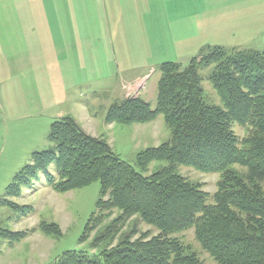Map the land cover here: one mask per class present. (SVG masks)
Wrapping results in <instances>:
<instances>
[{"label":"trees","instance_id":"obj_1","mask_svg":"<svg viewBox=\"0 0 264 264\" xmlns=\"http://www.w3.org/2000/svg\"><path fill=\"white\" fill-rule=\"evenodd\" d=\"M211 66L221 106L207 102L202 86L200 71ZM158 70L155 108L140 96L116 100L104 119L107 125L150 124L163 116L171 139L141 152L139 170L106 139L65 116L52 124L49 139L55 146L35 153L8 187L2 204L29 215L32 207L9 198L20 197L40 173L59 193L100 182L101 213L91 217L80 239L83 243L98 230L90 250L67 251L51 264H204L177 236L189 229L217 264H264V52L206 46L187 66L167 61ZM238 125L246 130L244 137L235 132ZM155 161L168 165L150 172ZM52 164L57 176L48 171ZM182 166L218 174L217 191L206 192L182 174ZM141 222L159 233H141ZM37 230L62 236L57 224L42 222ZM31 232L0 230V238L13 244Z\"/></svg>","mask_w":264,"mask_h":264},{"label":"rangeland","instance_id":"obj_2","mask_svg":"<svg viewBox=\"0 0 264 264\" xmlns=\"http://www.w3.org/2000/svg\"><path fill=\"white\" fill-rule=\"evenodd\" d=\"M133 1L139 8L134 9L127 4L120 17H123L122 24L132 38L128 47L135 50V56L140 54L139 59L134 61H128L124 57L126 54L121 53L123 45H118L123 40L118 30L121 23H115L117 26L113 23L112 30H107L106 23H90L92 29L87 23H77V26L70 22L48 23L47 29L41 28V61H33L34 67L26 60L13 59L16 55H22L19 50L21 44H15V49L10 50L11 45L0 43V230L34 231L26 239L13 244L0 238V264H51L67 251L90 250L89 245L98 232L94 231L80 243L91 217L101 213L97 207L101 188L98 181L59 193L47 184L45 174L40 173L30 186L23 187L20 197L9 198L20 206L32 207L33 211L29 215L2 204L8 187L33 162L34 154L55 146L49 135L59 114L75 118L79 111L78 100L87 103L95 115L91 133L96 135L87 133L106 139L122 160L139 170L138 155L148 148L168 142L171 129L165 124L162 115L150 124L107 125L104 117L109 105L116 100L135 98L141 93V97L155 108L160 79L158 65L174 61L187 66L199 54L203 43L245 45L238 48L264 52V0H253L255 9L250 23H215L218 27L213 34L208 32V27V31L199 38L193 35V41L188 46L190 48L182 52L179 51L185 45L179 43L178 32L185 29L180 28L181 23H163L179 19L180 13L162 15L152 11L154 5L151 0ZM13 7L20 6L16 3L14 6L0 5V40L5 41L11 31L19 29L16 23L25 24L26 17L22 18L25 13ZM32 14L41 20L40 12ZM6 22L9 23L8 27ZM29 23H32L31 17ZM220 27H230V34L222 32ZM22 35L27 39V47L28 37L36 36L23 31ZM182 38L188 42V35H182ZM85 52L88 53L87 58ZM64 56L69 58L66 60ZM214 69L215 66L201 69L202 86L207 102L221 106L210 81ZM235 132L240 137L246 134V130L239 125L235 126ZM167 165V161H155L150 166V172ZM180 170L189 179L202 183L206 192L214 194L217 191L218 174L204 173L186 166ZM48 171L57 176L55 164L49 166ZM117 214L115 210L114 215L98 228L99 232ZM42 222L59 225L62 236L55 237L38 231ZM132 224L133 220L124 231H130ZM138 230L141 233L150 231L153 236L159 233L143 222L139 224ZM177 236L196 250L204 264H217L202 249L194 229L178 233Z\"/></svg>","mask_w":264,"mask_h":264},{"label":"crops","instance_id":"obj_3","mask_svg":"<svg viewBox=\"0 0 264 264\" xmlns=\"http://www.w3.org/2000/svg\"><path fill=\"white\" fill-rule=\"evenodd\" d=\"M153 3L152 11L166 14L171 13H180L179 19H174L163 23H181L180 28H184L183 32H178L180 39L179 43L183 46L179 52H182L185 49H189V44L193 41L192 36L204 35L205 31L213 34L216 31L218 25L215 23H250L249 20L252 18L255 6H253V0H151ZM14 3L20 7H13L14 9H19L23 14L25 19L24 23H16L17 30L11 31L5 41L0 40V43L9 46L10 50H14L15 44H21L19 47L20 54L14 56L15 61H23L27 63H32L31 66L34 67L33 61H41V28L45 27L47 29L48 23H74L77 26V23H87L93 28L90 23H106L107 30L113 29V23H121L123 17L120 15L123 11L130 5L131 8L138 9V4L133 0H4L0 1L2 4H11L14 6ZM41 13V20L39 16H35L34 12ZM252 12V13H251ZM259 12V11H258ZM30 13V15L26 14ZM22 16V15H21ZM30 17L31 21L30 22ZM113 20V22L111 21ZM6 22V27H8ZM24 24V25H23ZM23 25V26H22ZM102 25V24H101ZM116 25V24H115ZM196 25V28H193ZM117 26V25H116ZM221 28V27H220ZM23 33H29L36 35L35 37H28V47L27 39L23 38ZM222 32L229 33L231 32L230 27L221 28ZM118 30H120V35L123 36V40L118 45H123L122 54H126L124 57L128 61H134L139 59V55H134V49L129 48L128 45H131V36L128 34V31L125 29L122 24ZM183 37L188 35V42L184 40ZM88 34V33H87ZM92 36V35H89ZM31 45V43H35ZM154 43V41H153ZM2 44L0 46V51L2 49ZM210 44V45H209ZM202 44L200 51L206 46H221L226 48H238L245 47V45L238 46H225L219 44ZM212 44V45H211ZM155 45V43H154ZM154 48V47H153ZM131 50V51H130ZM93 52V49H92ZM91 54V53H90ZM108 54V53H107ZM78 55L85 60L84 56L87 58L88 53L85 52L84 56L81 53ZM77 56V55H76ZM195 57V56H194ZM69 56H64V59H68ZM94 58H92L93 60ZM60 60H58L59 62ZM167 62V61H165ZM163 63V62H162ZM161 64V63H160ZM159 64V65H160ZM10 68L11 65L9 64ZM27 66V65H25ZM131 67V66H129ZM149 78V77H148ZM140 96L141 93L136 97ZM118 97V96H117ZM69 98V97H68ZM66 98V99H68ZM130 98V97H129ZM68 102V100L66 101ZM79 102V111L75 115L76 120L83 126L86 132L91 133L92 131V121L95 123V115L92 112L91 108L87 103ZM90 104V103H89ZM78 105V104H75ZM110 107V105H109ZM58 118L65 116H71L67 114H59ZM73 117V116H72ZM56 118V119H58ZM105 119V117H104ZM112 126V125H111Z\"/></svg>","mask_w":264,"mask_h":264}]
</instances>
